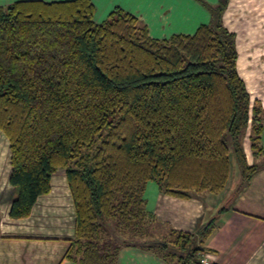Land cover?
Returning a JSON list of instances; mask_svg holds the SVG:
<instances>
[{"label":"trees","instance_id":"1","mask_svg":"<svg viewBox=\"0 0 264 264\" xmlns=\"http://www.w3.org/2000/svg\"><path fill=\"white\" fill-rule=\"evenodd\" d=\"M228 1L209 6L194 33L161 38L119 6L98 21L92 0L0 5L10 216L28 217L62 173L75 222L65 258L118 264L121 245L155 236L148 183L183 199L217 193L237 164L239 194L260 168L248 163L243 138L251 125L254 155L264 154V109L238 71L236 34L223 21ZM111 233L132 241L102 247ZM170 234L146 245L176 264H203L197 234Z\"/></svg>","mask_w":264,"mask_h":264},{"label":"crops","instance_id":"2","mask_svg":"<svg viewBox=\"0 0 264 264\" xmlns=\"http://www.w3.org/2000/svg\"><path fill=\"white\" fill-rule=\"evenodd\" d=\"M14 1L18 0H0V5ZM92 1L96 5L97 20H102L119 6L141 15L157 37H166L179 32L194 33L200 24L210 20L209 6L216 5L219 0H192L187 6L174 10L167 9L165 5H146L142 0ZM231 4L233 0L228 3L223 21L236 34L238 71L246 83L252 105L257 104L264 109V31L254 28L255 32L246 34L244 39L237 20L231 18ZM261 142L264 149V128ZM244 150L248 163L255 162L260 168L239 194L235 192L241 173L233 179L227 193L216 195V201L213 199L215 194L210 192L183 199L162 193L155 182L146 186L148 210L169 229L200 234L197 245L202 249L201 256L213 264H264V159H261L264 154L256 157L248 154L245 147ZM10 172L9 143L0 132V242L4 252L12 246L18 247L21 260L28 259L26 264L31 256H39L48 264H80L65 258L70 246L69 238L74 235L75 222L62 173L54 176L52 191L39 198L28 217L15 219L10 216L15 194V188L9 183ZM234 175L231 169L229 179ZM8 191L11 193L7 195L11 196L7 198L4 193ZM117 261L118 264H176L156 248H145L139 244L121 245Z\"/></svg>","mask_w":264,"mask_h":264},{"label":"rangeland","instance_id":"3","mask_svg":"<svg viewBox=\"0 0 264 264\" xmlns=\"http://www.w3.org/2000/svg\"><path fill=\"white\" fill-rule=\"evenodd\" d=\"M230 1L231 0H229L228 3ZM231 5H232V14H231L232 17L231 18H234L237 20L236 24L241 27L242 33L244 35V39L246 38V34L247 35L251 34L252 31H253L252 33L255 32L254 28H260L259 30L264 31L263 30L264 29V0H233V4H231ZM227 7H228V5H227ZM137 16L142 21H144L141 15L138 14ZM148 28H149V26H148ZM149 31H150V34L152 36H156V34H155L156 32L153 31L152 28H149ZM179 33H185V32H179ZM158 37H160V36H158ZM161 37H162V35H161ZM166 37H168V36H166ZM250 134H251V125H248V127L246 128V132L244 134L243 144H244V147L247 149L248 154L253 155L254 151L252 148ZM261 146H262V142H261ZM261 159H264V158H261ZM234 173H235V175L231 177V180L230 179L228 180L227 185L223 190H221L220 192H217V193L210 192L212 194L213 193L215 194V196H213V199L215 201L218 198V196H216V195L219 193L221 195L225 194V192L227 193V191L229 190V188L233 184V181L236 179L237 176H239L238 173H240V170H239V167L237 164L233 165V167H232V174H234ZM237 181H238V178H237ZM9 193H11V191H8L4 194L7 195ZM204 193H207V192H204ZM4 194H3V197L5 198ZM199 194H202V193H199ZM9 196H11V194L7 195V198ZM152 228H153V233L155 236H152V237L141 236V239H140V241H138L139 242L138 244L142 247H145V248H156L158 252H160L162 255H164L158 245L157 246L151 245V247L147 246L146 240L151 239V238H154L155 240H157L158 238L166 239L167 237L171 239L173 237L170 234V229H169V227L164 225L159 219H157L155 226H153ZM197 235H198L197 236V241H198L201 239V237H200L201 235L199 236L198 233H197ZM119 236H120V238H118L116 235H114L112 233L110 235L106 234L105 239L101 242L102 247L108 246L107 244H109L113 249V247L121 245V243H122L121 240L124 238H125L124 240H126V242L132 241V237H130L128 234H125V235L120 234ZM128 245L130 246V244H128V243L124 246H128ZM4 251H5V249L2 245V243L0 242V264H24V263L26 264L28 262V259H25L24 261L21 260V256L19 255L20 251H19L18 247L12 246V248H9L6 252H4ZM32 262H33V264H48L47 260L41 259V257H39V256H31L30 262L28 264H32ZM172 262H175V260H172Z\"/></svg>","mask_w":264,"mask_h":264},{"label":"snow or ice","instance_id":"4","mask_svg":"<svg viewBox=\"0 0 264 264\" xmlns=\"http://www.w3.org/2000/svg\"><path fill=\"white\" fill-rule=\"evenodd\" d=\"M142 2L146 5H165L167 9L174 10L187 6L192 0H142Z\"/></svg>","mask_w":264,"mask_h":264},{"label":"built area","instance_id":"5","mask_svg":"<svg viewBox=\"0 0 264 264\" xmlns=\"http://www.w3.org/2000/svg\"><path fill=\"white\" fill-rule=\"evenodd\" d=\"M201 262L203 263V264H213V262L212 261H210L207 257H205V256H201Z\"/></svg>","mask_w":264,"mask_h":264}]
</instances>
